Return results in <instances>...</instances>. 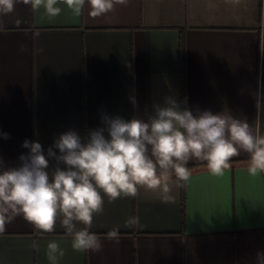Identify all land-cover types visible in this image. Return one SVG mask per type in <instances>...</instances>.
I'll return each mask as SVG.
<instances>
[{"label": "crops", "instance_id": "0c3cea01", "mask_svg": "<svg viewBox=\"0 0 264 264\" xmlns=\"http://www.w3.org/2000/svg\"><path fill=\"white\" fill-rule=\"evenodd\" d=\"M58 7L61 14L49 19L43 8L18 2L0 17L7 29L0 32V133L8 134L0 136V157L7 165L28 153L26 139L46 152L69 129L83 137L101 127L103 114L147 120L166 96L182 102L183 38L187 106L246 119L264 135L256 108L257 92L264 93V0H128L95 18L87 4L78 17ZM248 163L241 152L217 177L190 161L185 213L179 182L171 185L174 203L143 187L134 198L105 197L92 228L103 241L99 253L74 251L59 222L40 233L17 217L0 233V264H49L50 242L64 251L58 264H256L264 252V173L250 176ZM129 216L141 226L125 228ZM117 225L119 244L105 238Z\"/></svg>", "mask_w": 264, "mask_h": 264}, {"label": "clouds", "instance_id": "9594fccd", "mask_svg": "<svg viewBox=\"0 0 264 264\" xmlns=\"http://www.w3.org/2000/svg\"><path fill=\"white\" fill-rule=\"evenodd\" d=\"M18 2L33 12L43 8L52 19L61 14V3L77 17L87 4L95 18L113 12L117 4L126 6L128 0H0V17L13 13ZM225 3L238 6L242 0ZM6 30L0 19V32ZM38 35L33 33L34 38ZM130 99L135 106V98ZM256 108L258 114L264 112V93L257 92ZM101 124L83 137L73 129L61 133L46 152L38 141L26 139L22 147L29 151L16 165H7L0 157V233L17 217L40 233L54 232L59 222L72 237L74 251L99 253L103 241L92 228L94 218L104 213L105 197L109 203L134 198L143 187L159 192L162 202L174 203L171 185H187L190 161L205 163L212 176L220 177L241 152L248 155L250 176L264 173V135H258L246 119L210 110L194 112L186 97L181 102L166 96L163 104L153 105L147 120L103 114ZM0 136L8 138L7 133ZM140 226L137 216L124 223L129 229ZM105 238L119 244L120 226ZM46 256L49 264H58L64 251L50 242ZM256 264H264V252L257 253Z\"/></svg>", "mask_w": 264, "mask_h": 264}, {"label": "trees", "instance_id": "16d2710c", "mask_svg": "<svg viewBox=\"0 0 264 264\" xmlns=\"http://www.w3.org/2000/svg\"><path fill=\"white\" fill-rule=\"evenodd\" d=\"M184 52H185V42L184 38L181 41V53H182V67H183V81H182V102L185 99V92H186V85H185V73H184V63H185V57H184ZM183 106V104H182ZM190 170L192 169L191 166H189ZM182 206H183V213H185L186 210V189L185 186L182 188Z\"/></svg>", "mask_w": 264, "mask_h": 264}]
</instances>
